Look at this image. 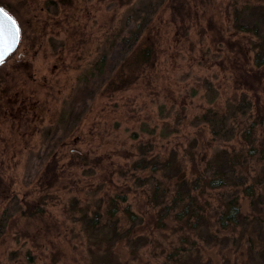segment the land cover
Listing matches in <instances>:
<instances>
[{
	"label": "rangeland",
	"instance_id": "rangeland-1",
	"mask_svg": "<svg viewBox=\"0 0 264 264\" xmlns=\"http://www.w3.org/2000/svg\"><path fill=\"white\" fill-rule=\"evenodd\" d=\"M174 1L185 22L170 0H0L21 33L0 63V264H264L245 233L258 222L219 236L205 220L195 234L153 229L151 212L175 192L176 169L165 179L160 163L192 177L195 166L229 172L239 154L232 183L246 167L264 173L263 148L247 155L254 111L227 49L246 45L248 63H262L248 80L264 79V0ZM142 47L154 48L152 66L139 65ZM54 161L61 182L47 191L40 177Z\"/></svg>",
	"mask_w": 264,
	"mask_h": 264
},
{
	"label": "trees",
	"instance_id": "trees-1",
	"mask_svg": "<svg viewBox=\"0 0 264 264\" xmlns=\"http://www.w3.org/2000/svg\"><path fill=\"white\" fill-rule=\"evenodd\" d=\"M170 2L175 11L179 12L183 10V12L179 13L177 16L180 17L179 20H181V22H185V18L182 15L185 11L183 9L184 3L176 4V1L174 0H170ZM227 49L232 52L230 64L233 72L242 78L235 81V87H238V90L240 91L248 92L250 95L249 101L252 102L254 111L253 123L249 125L248 129L245 128L241 132L246 139H251L252 142L254 141V144L251 142L252 145L246 148L248 152L247 155L252 157L259 152L261 147L264 151V141H259V144L255 143L258 131L264 127V105L260 100L261 95L258 93L263 87L264 79H262L263 77H261L259 73L256 75L255 80L248 79L250 75L256 71L255 68L262 66V63L256 56L253 65H250L248 63L249 59H247V54L250 50H248L246 45H243L239 40H228ZM153 52V47H142V49L137 53L138 59H140L139 65L142 67H149V65L152 66L155 61V58H153ZM99 62L100 63H97L96 69L99 68L101 70L104 61L101 60ZM245 65L248 67L246 68ZM123 69L124 67L121 68L120 74L123 73ZM128 78L129 77H125L123 75V77L119 79V83L121 85L132 84L134 81H129ZM115 82L116 81H113L112 84ZM203 119H207V115H203ZM244 151L245 149L243 148L241 153ZM218 157H220V155L215 156L216 159H218ZM240 157H242V154ZM82 160L83 162L86 161V157H82ZM263 160L264 159H262V161ZM95 161L100 162V159L98 158ZM169 162L164 164L160 163L161 165L156 169L161 170L163 174L162 176L166 179V173L170 170V167L175 168V175L168 178V181H172V185H175L176 189L174 187L175 192L172 196L173 198L169 201L171 206H166L165 209L163 208L160 210L161 214L156 219V214L151 212L152 216L150 218L154 220V230H167L171 222L176 224L173 228L175 231H185V233L190 231L192 234H195L197 231L200 233V223L202 220H205L207 224L208 222L211 223L210 226L212 228L208 230V232L210 231L209 234L219 236L224 233L236 232V230L240 229L239 227H244L243 223H245V225H247L246 227H248L249 222L250 224L258 222V224L261 225L260 229H257V231L254 232L248 229L245 233L248 234V241L252 244V246L256 247V249L260 252L259 254L264 255V173H256L254 174V177H252L250 175L252 173L250 168L246 167V174H244L245 177H243L240 181L237 180L232 183L229 175L238 174L236 164L239 163V154L228 156L229 172L218 170V172L207 174L200 172L195 166V171L193 169L194 172L192 174H196L192 175V177L186 176V173L181 171L179 165H173L170 162L172 164L171 165ZM215 162H217L215 159H211L208 163L211 164ZM216 164H213L212 166L216 168ZM218 167H220L219 164ZM61 168L62 167L59 166L57 161L49 163L42 172L40 185H42L43 188L46 187L47 191L55 188V185L61 182L59 171ZM1 186H4V181L0 175V195H7V189L2 188ZM229 187L235 189L236 192H232L227 196L225 195L226 192H220ZM156 190L158 191V189ZM122 200L126 201L127 197H123ZM246 200L249 204L248 207L252 210L249 215L244 212L243 202ZM214 202L215 206L213 205ZM126 208L125 212H123L128 216H132L133 220H137L138 215L132 213L128 207ZM116 212H118V209L108 212L106 218L108 217L107 219H113L117 217ZM97 216L98 218L97 221L94 222V225H101L102 221L105 219L101 215ZM146 216L148 218L150 213ZM169 216H171L170 219L166 221ZM115 229H118L117 223H115ZM244 230L245 229H243V231ZM183 237L190 240L189 236Z\"/></svg>",
	"mask_w": 264,
	"mask_h": 264
},
{
	"label": "water",
	"instance_id": "water-1",
	"mask_svg": "<svg viewBox=\"0 0 264 264\" xmlns=\"http://www.w3.org/2000/svg\"><path fill=\"white\" fill-rule=\"evenodd\" d=\"M0 10L3 9L0 7ZM5 13L10 17L4 10L0 12V21H3V26L0 28V63L18 48L20 42V32L16 22L12 17H10L11 20L5 19ZM11 21L15 22L14 26Z\"/></svg>",
	"mask_w": 264,
	"mask_h": 264
},
{
	"label": "snow or ice",
	"instance_id": "snow-or-ice-1",
	"mask_svg": "<svg viewBox=\"0 0 264 264\" xmlns=\"http://www.w3.org/2000/svg\"><path fill=\"white\" fill-rule=\"evenodd\" d=\"M0 12H3V10H0ZM4 17L7 20H11V18L8 17L6 13L4 14ZM11 23H12L13 26L15 25V22L14 21H11ZM2 26H3V21H0V28H2Z\"/></svg>",
	"mask_w": 264,
	"mask_h": 264
},
{
	"label": "flooded vegetation",
	"instance_id": "flooded-vegetation-1",
	"mask_svg": "<svg viewBox=\"0 0 264 264\" xmlns=\"http://www.w3.org/2000/svg\"><path fill=\"white\" fill-rule=\"evenodd\" d=\"M3 9V8H2ZM4 10V9H3ZM5 12H7L6 10H4ZM8 13V12H7ZM9 14V13H8ZM9 16L11 17V15L9 14ZM13 18V17H12ZM14 19V18H13ZM14 21H15V19H14ZM16 22V24H17V21H15ZM17 26H18V24H17ZM17 28H19V26L17 27ZM19 32H20V29H19ZM20 37H21V33H20ZM20 43V42H19Z\"/></svg>",
	"mask_w": 264,
	"mask_h": 264
}]
</instances>
